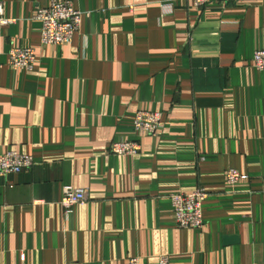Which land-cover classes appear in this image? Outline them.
Returning a JSON list of instances; mask_svg holds the SVG:
<instances>
[{
	"label": "crops",
	"instance_id": "crops-1",
	"mask_svg": "<svg viewBox=\"0 0 264 264\" xmlns=\"http://www.w3.org/2000/svg\"><path fill=\"white\" fill-rule=\"evenodd\" d=\"M68 46L42 45L33 20L50 0H0V155L32 157L0 178V264H264V0H70ZM173 12L163 15L161 4ZM31 48L32 73L8 53ZM161 114L138 137L137 111ZM139 141L117 157L112 142ZM249 182L234 189L224 173ZM64 186L84 205L64 214ZM203 189L200 229L178 228L170 197Z\"/></svg>",
	"mask_w": 264,
	"mask_h": 264
},
{
	"label": "built area",
	"instance_id": "built-area-1",
	"mask_svg": "<svg viewBox=\"0 0 264 264\" xmlns=\"http://www.w3.org/2000/svg\"><path fill=\"white\" fill-rule=\"evenodd\" d=\"M191 5L197 9H204L214 2H226L228 0H176ZM171 3L161 4L163 15L173 12ZM3 5L0 4V27L12 24L13 20L3 17ZM81 13L78 12L70 0H50L45 9H38L33 20L40 23V41L42 45L68 46L72 43L74 34L79 30ZM9 65L12 70L23 73H32L36 63L35 52L31 48L14 47L8 53ZM251 67L259 72H264V49L253 52ZM161 114L156 111L139 110L136 112L132 127L138 137L157 136L163 129ZM141 146L139 141L112 142L109 153L117 157L139 155ZM34 161L31 156L16 151H7L0 155V178L17 175L32 168ZM225 185L234 189L247 184L249 177L234 169H227L224 173ZM208 194L203 189H196L191 193H177L170 197L172 205L173 221L180 229L196 230L203 225L202 203ZM86 193L83 189L73 186H64L61 190L59 205L64 214L75 206L84 205ZM127 264H143L137 258H129ZM145 264H169L166 255L158 256L154 262Z\"/></svg>",
	"mask_w": 264,
	"mask_h": 264
}]
</instances>
